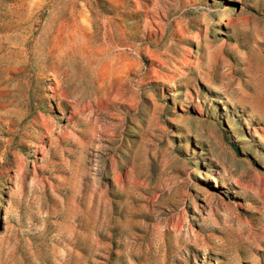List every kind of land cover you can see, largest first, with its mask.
Returning a JSON list of instances; mask_svg holds the SVG:
<instances>
[{"label":"rangeland","instance_id":"374dc122","mask_svg":"<svg viewBox=\"0 0 264 264\" xmlns=\"http://www.w3.org/2000/svg\"><path fill=\"white\" fill-rule=\"evenodd\" d=\"M0 264H264V0H0Z\"/></svg>","mask_w":264,"mask_h":264}]
</instances>
